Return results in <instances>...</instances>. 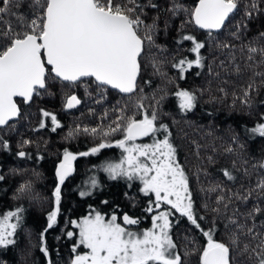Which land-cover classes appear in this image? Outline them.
I'll return each mask as SVG.
<instances>
[{"label":"snow or ice","instance_id":"snow-or-ice-1","mask_svg":"<svg viewBox=\"0 0 264 264\" xmlns=\"http://www.w3.org/2000/svg\"><path fill=\"white\" fill-rule=\"evenodd\" d=\"M241 4L243 15L232 25L231 40L218 41L217 34L229 26L235 14L241 11ZM23 6L24 0H0V24L3 25L0 28V129L14 130L12 122L22 116L20 104L30 105L35 97L54 95L52 89L56 85L63 92L65 110L77 108L82 100L77 92L69 93L64 89L82 87L85 96L97 104L107 100L110 90L130 100L135 97L131 114L127 104L121 106L117 101L110 110L115 116L110 123L83 128L76 125L67 133L65 139L84 134L98 138L99 142L79 153L65 148L55 166L57 183L51 195L56 206L48 212L47 227L40 233L39 250L44 256L49 257L44 234L57 223L61 186L73 174V162L78 157L95 156L103 149L115 147L122 150L120 160L106 161L99 170L107 173L111 180L140 181L139 191L149 197L145 211L152 213L151 227L142 231L126 227L140 223L138 217L128 213L122 216L123 224L118 222L116 214L106 219L99 211L72 220L70 223L78 230V239L72 247L70 264H192L190 257H195V264H264V159L252 165L251 171L243 169L242 175L249 178L248 183H241L235 191L222 182L209 186L207 191L217 196L215 207L210 209L213 219L206 225L208 218L198 213L189 177L178 162L169 125L161 120L167 115L161 109L168 93L161 89L158 97H152L153 103L146 105L145 90L138 86L146 50L166 51L157 43L158 34L167 33L173 18L183 14L186 19H182L177 29L175 44L179 51L184 42H191L186 51L194 54V58L182 56L173 60L171 67L178 70V78L185 79V73L193 68L203 69L205 57L201 50L210 42L214 43L217 49L227 53V62L221 60L218 65L222 71L234 72L237 76L251 71L247 85L237 97L241 104L251 107L255 95L264 88V71L259 70L264 68V31L245 40L250 24L264 16V0H194L191 7H185L180 0H170L164 9L167 15L162 25L157 0H31L27 6L29 11H13ZM149 9L157 13L150 20ZM6 16L14 17L16 23L5 19ZM186 25L204 31L207 39L184 32ZM237 51L244 60L243 66L235 63ZM152 67L155 74L166 76L158 59H153ZM208 67L211 72V66ZM143 82L151 83L149 80ZM168 82L175 83V80ZM172 95L178 101L180 112H191L196 107L195 92L177 85ZM259 103L264 104V99ZM93 111L90 109V114ZM40 115L39 128L47 127L45 118L51 120V131L61 127L55 113L41 108ZM109 115V110H105L101 119L107 120ZM245 132L249 137L264 138V114ZM117 134L120 138L113 140ZM158 134L162 138H157ZM143 137H152V143H137ZM233 141L237 142L238 137L234 136ZM30 143L24 140L20 147ZM9 149V141L0 138V150ZM226 151L234 150L229 147ZM16 155L29 157L23 150ZM208 161L214 163L211 157ZM233 169L240 171L235 163ZM221 171L227 181L238 180L232 170L224 168ZM254 172L257 178L253 183ZM4 180L5 176L0 175V182ZM97 187L99 184L93 177L88 189L79 194L81 197L91 195V189ZM32 192V184L24 182L17 187L14 198L30 197ZM240 205L244 206L243 211ZM203 207L208 210L207 204ZM24 212L23 207L17 206L0 214V249L16 244ZM176 214L186 219L191 229L202 237L199 241L195 236H186L182 253L172 234L174 225L179 223L173 219ZM221 219L225 221L222 237L218 233ZM74 235L72 231L67 232L69 239ZM81 246L87 251H78Z\"/></svg>","mask_w":264,"mask_h":264},{"label":"trees","instance_id":"trees-1","mask_svg":"<svg viewBox=\"0 0 264 264\" xmlns=\"http://www.w3.org/2000/svg\"><path fill=\"white\" fill-rule=\"evenodd\" d=\"M30 2L31 0H24L23 8H13V11H29L27 6ZM157 2L161 7L162 25L167 15L164 13V9L170 0H157ZM180 3L185 7H191L194 0H180ZM240 8L241 11L235 14L229 26L217 34L218 41L231 40L229 32L232 30V25L243 15V4ZM154 15L157 13L149 9L148 19L150 20ZM5 19H11L13 24L16 23L14 17L6 16ZM182 19H186L183 14L174 17L170 23L169 31L167 33L161 31L158 34L157 43L163 45L166 51L161 52L155 48L146 50L143 58L142 79L138 86L145 90L144 103L146 105L153 103L152 97L154 95L158 97L161 94V89L168 93L161 109L167 115H163L161 120L169 125L170 138L177 148L178 162L184 167L189 177V186L193 193L195 207L200 215L207 216L208 220L205 222L207 225L213 219L210 209L215 207L217 196V193L207 191L209 186L222 182L226 187L235 191L241 183L247 185L249 178L243 177V169L248 168L251 171L252 165L264 158V138L249 137L245 132L246 128L252 127L264 114V104L259 103L264 99V88L260 89L259 95H255V102L251 107L241 104L237 97L241 95V90L247 85L251 71H245L239 76L234 72L222 71L218 65L221 60L227 62V53L217 49L211 42L201 50L205 57V67L189 70L185 73V79L180 80L178 70L171 67L173 60H178L182 56H188L189 59L194 58V54L186 51L191 47V42H184L180 50L177 51L175 40L178 38L177 29ZM0 28H3L2 24H0ZM183 31L194 34L201 40L207 39V33L197 31L192 25H186ZM261 31H264V16L250 24L245 42ZM233 42L239 44L237 41ZM154 58L162 62L161 70L166 76L155 74L152 67ZM235 63L241 66L244 64L238 51ZM209 65L212 68L211 72ZM228 67L231 68L232 65H228ZM259 70L264 71V68ZM197 72L200 74L196 75ZM169 79H174L175 83H169ZM256 79L259 83V78ZM144 80H149L151 83L145 84ZM177 85L193 91L197 95L196 107L191 112H180L178 101L172 95ZM52 90L55 92L54 95L44 94L35 97L30 105L20 104L22 116L12 122L15 125L14 130H10L8 127L0 129V138L7 139L10 143L8 151L0 150V175L5 176V180L0 182V214L14 210L17 206L25 209L24 223L16 235L17 242L7 249H0V264H48L49 260L52 261V264H70L73 256L72 247L78 239L77 229L72 226L70 221L79 220L94 211H99L105 216L109 214L118 216L120 213L130 215L134 211L140 212L141 205L147 198L139 191V180L128 181L124 178L111 180L107 173L99 170V166L106 161L118 162L122 156L121 149L112 147L103 149L95 156L78 157L73 162V174L61 186V203L57 223L44 234L49 257L44 256L39 250L40 233L47 227L48 212L56 206L51 195L57 183L55 166L59 163L65 148L79 153L88 151L99 142L98 138L94 139L84 134L73 139H65L67 133L76 125L83 128L110 123L115 118L110 110L117 101L121 102V106L127 104L129 114H131L134 111L132 104L135 101V97L130 100L128 97H122L110 90L107 100L97 104L94 99L85 96L82 87L71 90L64 89L69 93L77 92L82 100L80 106L66 111L63 107V92L60 86L56 85ZM233 93L236 95L234 96ZM41 108L56 114L61 127L55 132L51 131L50 118H45L47 127L39 128ZM90 109L94 110L92 114L89 112ZM105 110L110 112L109 119L102 120L101 117ZM234 136L238 137L237 142L233 141ZM119 138V134L112 137L113 140ZM157 138H162V136L158 134ZM152 139V137H143L138 139L137 143H152ZM24 140H30L31 143L21 148L20 145ZM229 147L234 151L227 152L226 149ZM20 150L28 153L29 157H18L16 152ZM209 157L214 163H209ZM234 163L240 171L233 169ZM224 168L232 170L238 180L227 181L221 171ZM13 169L16 170L15 173L12 171ZM93 177L96 178L99 187L91 189V195L81 197L80 191L88 189ZM256 178L257 173L254 172L251 176L253 183ZM24 182L32 184V195L15 199L14 194L17 187ZM204 204L208 205V210H205ZM239 207L241 211L244 210L243 205ZM173 219L179 221L178 226L174 225L172 234L181 253L184 250L186 236H195L197 240L202 241V237L191 229L186 219L180 218L179 214H176ZM224 223L223 219L219 221L218 233L220 237L225 235ZM139 224H141V228L146 226V222ZM68 231H72L76 235L69 239ZM78 251L82 253L87 250L81 246ZM190 260L192 264H195V257H190Z\"/></svg>","mask_w":264,"mask_h":264},{"label":"rangeland","instance_id":"rangeland-1","mask_svg":"<svg viewBox=\"0 0 264 264\" xmlns=\"http://www.w3.org/2000/svg\"><path fill=\"white\" fill-rule=\"evenodd\" d=\"M138 187H139V189H140V187H141V184H140V181H139V184H138ZM153 199H154V197H153ZM164 207H167V206H164ZM123 214L124 213H120L117 217H118V222L119 223H121V224H123V221H122V216H123ZM113 214H109L108 216H105V218L106 219H109L111 216H112ZM151 217H152V213H151V215H148V219H149V221H148V223L146 224V226L144 225V226H142V228H141V224H138V225H133V226H126V227H129L131 230H133V231H142V230H145V229H148V228H150L151 227V223H152V220H151ZM142 223H144V222H142ZM77 233H78V230H77Z\"/></svg>","mask_w":264,"mask_h":264},{"label":"flooded vegetation","instance_id":"flooded-vegetation-1","mask_svg":"<svg viewBox=\"0 0 264 264\" xmlns=\"http://www.w3.org/2000/svg\"><path fill=\"white\" fill-rule=\"evenodd\" d=\"M148 203H149V197H147L146 199H144L143 204L141 205L142 206L141 211L140 212L134 211V212H132L130 214V216H132V217H138L140 219V221L142 220L140 223H142V222L145 223L146 222V224H147L148 221H149L148 215H151V213H148V212L145 211V208L148 206ZM139 213H140V216H138Z\"/></svg>","mask_w":264,"mask_h":264},{"label":"water","instance_id":"water-1","mask_svg":"<svg viewBox=\"0 0 264 264\" xmlns=\"http://www.w3.org/2000/svg\"><path fill=\"white\" fill-rule=\"evenodd\" d=\"M194 27V26H193ZM197 31L199 30V29H196ZM199 31H202V30H199ZM204 32V31H203ZM111 91H113L114 92V90H111ZM117 93V92H116ZM119 95H121V94H119ZM18 100H19V98H18ZM65 110V109H64ZM66 111H70V110H66ZM264 159V158H263Z\"/></svg>","mask_w":264,"mask_h":264}]
</instances>
